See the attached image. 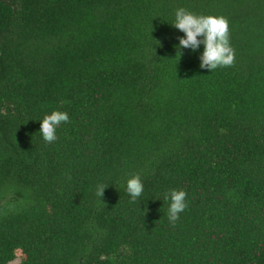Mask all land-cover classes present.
<instances>
[{
  "label": "trees",
  "instance_id": "16d2710c",
  "mask_svg": "<svg viewBox=\"0 0 264 264\" xmlns=\"http://www.w3.org/2000/svg\"><path fill=\"white\" fill-rule=\"evenodd\" d=\"M178 8L228 20L232 66L200 68L203 45L177 55ZM53 111L69 122L47 143ZM14 261L264 264V0H0V264Z\"/></svg>",
  "mask_w": 264,
  "mask_h": 264
},
{
  "label": "clouds",
  "instance_id": "9594fccd",
  "mask_svg": "<svg viewBox=\"0 0 264 264\" xmlns=\"http://www.w3.org/2000/svg\"><path fill=\"white\" fill-rule=\"evenodd\" d=\"M184 34L183 38H178L177 55L180 56V49H190L195 51L203 45V52L199 57L200 68H206L209 72L218 67H229L234 63L235 52L229 42V24L223 16L196 15L184 8L175 11V20L172 25ZM200 37L201 39H198ZM69 117L66 112L53 111L50 115H45L40 121V131L43 140L52 143L57 140L56 129L61 123H68ZM108 186L98 184L96 195L101 199L105 188ZM144 185L140 175L135 174L126 180V192L135 202L141 196ZM186 192L183 190L169 191L165 199L170 200L168 207V219L170 223H175L179 219V214L186 207Z\"/></svg>",
  "mask_w": 264,
  "mask_h": 264
},
{
  "label": "rangeland",
  "instance_id": "374dc122",
  "mask_svg": "<svg viewBox=\"0 0 264 264\" xmlns=\"http://www.w3.org/2000/svg\"><path fill=\"white\" fill-rule=\"evenodd\" d=\"M17 263V261H14V262H12L11 264H16Z\"/></svg>",
  "mask_w": 264,
  "mask_h": 264
}]
</instances>
